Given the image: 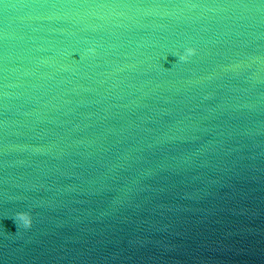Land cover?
<instances>
[{"label": "water", "instance_id": "obj_1", "mask_svg": "<svg viewBox=\"0 0 264 264\" xmlns=\"http://www.w3.org/2000/svg\"><path fill=\"white\" fill-rule=\"evenodd\" d=\"M0 264H264V0H0Z\"/></svg>", "mask_w": 264, "mask_h": 264}, {"label": "clouds", "instance_id": "obj_2", "mask_svg": "<svg viewBox=\"0 0 264 264\" xmlns=\"http://www.w3.org/2000/svg\"><path fill=\"white\" fill-rule=\"evenodd\" d=\"M22 221H23V224L25 227H29L30 224H31V219L30 217H28L27 215H24L21 217Z\"/></svg>", "mask_w": 264, "mask_h": 264}]
</instances>
